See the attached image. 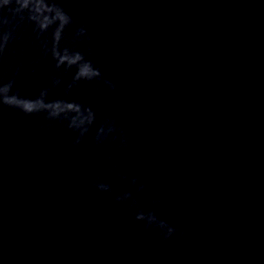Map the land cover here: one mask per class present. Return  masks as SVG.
Wrapping results in <instances>:
<instances>
[{"label":"water","instance_id":"water-1","mask_svg":"<svg viewBox=\"0 0 264 264\" xmlns=\"http://www.w3.org/2000/svg\"><path fill=\"white\" fill-rule=\"evenodd\" d=\"M0 264H264V0H0Z\"/></svg>","mask_w":264,"mask_h":264},{"label":"clouds","instance_id":"clouds-1","mask_svg":"<svg viewBox=\"0 0 264 264\" xmlns=\"http://www.w3.org/2000/svg\"><path fill=\"white\" fill-rule=\"evenodd\" d=\"M139 219V217H137Z\"/></svg>","mask_w":264,"mask_h":264}]
</instances>
